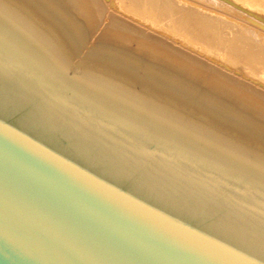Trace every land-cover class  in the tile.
<instances>
[{"label": "water", "instance_id": "1", "mask_svg": "<svg viewBox=\"0 0 264 264\" xmlns=\"http://www.w3.org/2000/svg\"><path fill=\"white\" fill-rule=\"evenodd\" d=\"M0 264H264V169L67 73L0 13Z\"/></svg>", "mask_w": 264, "mask_h": 264}, {"label": "rangeland", "instance_id": "2", "mask_svg": "<svg viewBox=\"0 0 264 264\" xmlns=\"http://www.w3.org/2000/svg\"><path fill=\"white\" fill-rule=\"evenodd\" d=\"M0 13L67 73L264 169V88L237 72L109 0H0Z\"/></svg>", "mask_w": 264, "mask_h": 264}, {"label": "bare ground", "instance_id": "3", "mask_svg": "<svg viewBox=\"0 0 264 264\" xmlns=\"http://www.w3.org/2000/svg\"><path fill=\"white\" fill-rule=\"evenodd\" d=\"M109 3L119 14L146 24L158 35H166L191 52L237 72L246 82L264 88V0H109ZM154 38L157 40L153 46L164 48L161 37ZM246 82L241 84L248 89Z\"/></svg>", "mask_w": 264, "mask_h": 264}]
</instances>
